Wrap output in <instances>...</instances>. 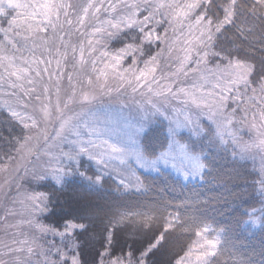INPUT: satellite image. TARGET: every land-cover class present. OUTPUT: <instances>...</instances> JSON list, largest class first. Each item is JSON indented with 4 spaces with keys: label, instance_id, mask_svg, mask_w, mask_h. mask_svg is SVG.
<instances>
[{
    "label": "snow or ice",
    "instance_id": "1",
    "mask_svg": "<svg viewBox=\"0 0 264 264\" xmlns=\"http://www.w3.org/2000/svg\"><path fill=\"white\" fill-rule=\"evenodd\" d=\"M9 10L15 15L7 27L0 26V90L6 97L0 107L20 132L4 141L7 162L0 159V174H6L0 191L10 202L0 209V232L6 237L0 239V264H209L217 242L202 231L195 232L200 239L183 256L161 259L168 255L171 233L178 227L188 230L179 215L166 214V204L105 211L89 197L114 161L134 176L129 161L159 171L161 163L171 161L176 167L179 157L178 171L185 179L201 175L209 165L194 142L181 143L184 129L190 140L224 143L227 135L235 141L238 115L245 123L250 115L256 136L240 155L259 156V194L264 198V0H0V17L9 16ZM242 17L252 24L246 30L237 27L239 43L226 47L220 37ZM163 24L173 33L179 28L181 36L187 29L182 44L168 37V29L163 35L157 32ZM102 39L123 47L101 51ZM154 43L164 47L153 53ZM23 51L30 55L24 57ZM165 56L167 70L162 66ZM128 57L131 65L123 68ZM114 94H139L153 115L168 121L159 152L150 120H137L129 135L107 113L101 119L96 106ZM172 101L180 107L170 115L166 105ZM204 116L212 126L202 125ZM81 157L94 161L97 171L88 175ZM74 177L81 181L79 188H71ZM20 179L42 187L51 183V191L20 190ZM120 185L139 191L143 182L121 178ZM61 197H66L69 215L54 224L37 219V213H47ZM261 204L264 216V199ZM124 231L139 239L121 243ZM49 234L59 237V243L48 240ZM118 244L121 255L114 254Z\"/></svg>",
    "mask_w": 264,
    "mask_h": 264
},
{
    "label": "trees",
    "instance_id": "2",
    "mask_svg": "<svg viewBox=\"0 0 264 264\" xmlns=\"http://www.w3.org/2000/svg\"><path fill=\"white\" fill-rule=\"evenodd\" d=\"M252 24L251 18H241L236 21V26L228 25L220 41L226 47H233L239 43L237 27L246 28ZM127 42V41H125ZM115 48L123 47V43L114 41ZM151 50L153 48L151 46ZM153 144L157 152L164 142L166 126L162 121L152 124ZM20 132L19 127H13L9 114L0 110V159H4L3 151L8 150L4 143ZM183 143H193L196 151L203 152L208 167L204 169L201 182L185 183L169 171L158 174L140 173V179L145 186L143 192H121L114 179L103 178L101 186L94 191L89 199L94 204H100L105 211L116 210H146L156 203L166 204V214L179 215L181 223L188 230L177 228L168 237V255L161 259L168 260L173 256L179 258L187 247L197 237L196 231L209 227L213 232L221 234V244L209 264H264V225L258 229L247 226L253 209H258L261 204L258 181L259 174L249 161L238 159L232 148L222 145L219 140L209 144L204 137L189 139L183 134ZM239 172L240 176L236 173ZM88 173H94L89 168ZM81 181L73 180L71 188H79ZM71 188L68 190L71 192ZM120 188V187H119ZM42 192L51 191V183L47 186H37ZM66 197H61L55 206L49 205V210L42 216L46 224L60 222L61 218L70 214L71 210L64 204ZM120 242L127 239H139L128 231L119 233ZM83 239V238H82ZM98 247V245H97ZM127 251V249H125ZM115 255H121L119 244L116 246Z\"/></svg>",
    "mask_w": 264,
    "mask_h": 264
},
{
    "label": "rangeland",
    "instance_id": "3",
    "mask_svg": "<svg viewBox=\"0 0 264 264\" xmlns=\"http://www.w3.org/2000/svg\"><path fill=\"white\" fill-rule=\"evenodd\" d=\"M81 2H83V0H73V3H81ZM9 12L11 14L9 16H7L6 18L0 17V26L7 27V20L11 19L12 16L15 15V13L11 12V10H9ZM165 29H168V37L170 39H177L178 38L181 44H182L185 36L187 35V29L186 28L184 29L185 36H181L179 28H177L175 33H173L172 28L169 27L168 24H163L160 27H158L157 32L160 33L161 35H163ZM0 38H2V37H0ZM72 39L75 40L76 37L73 36ZM114 41L115 40L102 39L101 45L99 46L101 48V51L106 50L110 53L116 52L120 47L119 48L113 47L112 43ZM163 47H164V44H160L159 46H157L154 43L152 45V48H153L152 52L156 53V52L160 51V48H163ZM17 55H20V53H18ZM22 55L24 57H28L30 54L27 51H23ZM97 55H98V53H97ZM138 55L139 54H137V56ZM174 55H175V53H174ZM143 59H147V56L140 58V63L138 64V67H140V68L143 67V62H142ZM161 59H162V66L164 67L165 70H167V65L169 63L167 56L162 57ZM131 62H132L131 57L126 58L123 61V65H122L123 68H128L131 65ZM210 66H211V61H210ZM206 87H210V85H206ZM129 92H130V89H129ZM5 99H6V97L3 94V90H0V104H2ZM229 103L231 104V101H229ZM96 107H97V109L102 110V111L98 112V115L101 116L102 120L105 118L104 113H107L111 118H113L114 121L118 120L120 126L123 127L125 130H127L129 135H131V129H134L137 126L136 125L137 120H140V119L150 120L151 124L156 123L157 121H162L165 124L166 129H167L168 121L163 120L161 117L153 115L152 112L148 110L150 108V106L148 104H146L145 97H142L139 94H136L135 96L123 95V96H119V97H117L114 94L111 98L104 97L103 102L101 104H98ZM166 107L169 108V114L171 115L172 114L171 110L173 108L178 109L180 106L176 101H172V103L170 105H166ZM0 110H3L8 114V112L3 107H0ZM228 110L231 111V108H229ZM180 118L183 119V117H180ZM250 120H251V116L249 115V123L242 122L239 119V115H238L237 121L234 124V127L232 129V131L235 135V138H236L235 141L233 140L232 136L226 135L224 137V140L226 142H224V143H221L220 141L219 142L222 145L231 147L233 153H235V156L238 159H240L242 161H249L250 163H252V165L254 166V168L256 169V171L259 174V180H260L262 177H261V173H260L261 161H260L259 156H256L255 160H253L251 158V155H248L247 158H245V159H241V155H240V153L242 152L244 144L250 143L252 141V139H254L256 136L255 130L250 127ZM201 123H202V125L212 126L211 121H209L206 116L201 117ZM48 131L53 132L54 129L52 127H49ZM117 131H119V128H117ZM183 134H186L189 136L188 130L184 129ZM192 138H196V137H192ZM124 139L127 140L128 137L124 136ZM114 141H115V137L113 139V142ZM181 143H183V142L181 141ZM65 150H67L66 146H65ZM12 154L15 155L14 150H12ZM3 160L5 162H7L6 157ZM81 161H82L85 168L89 169L91 167V168H93L94 172L97 171L98 166L96 165V163L94 161H89L87 159V157H81ZM174 163L176 164V167L172 166L173 162H171V161L167 165H164L163 163H161L158 166L159 171H157L156 169H151L148 167L142 168L138 164H136L134 161H129L128 166H130L132 169V172L135 173V175L133 176L131 172H127V171L123 170L126 166H122L119 164L118 161H114L113 164L110 166V168L105 171L104 178L110 177V178L114 179V181L120 187L121 192H124V193H127V192L140 193V192H143L145 190L144 185L140 188L139 191L136 190V187H130L127 190H124L123 187L120 185L121 178H124L126 183L128 181H132L134 184L136 177L140 178V176H139L140 173L158 174L161 171H169L173 175H175L177 178L182 179V181L185 183L201 182L204 170H203V173L201 175H197L195 177L190 176L188 179H185L184 176L181 174V172L178 171V169L180 168L179 157H177V159ZM113 169H115V171H113ZM23 175H24V170L21 169L20 170V176H23ZM88 175H90V174L88 173ZM5 178H6V174H0V185L4 184ZM8 178H10V177H8ZM73 180H79L80 181L79 177H74ZM18 183L21 186L20 190H27L29 192H42V191L37 190L38 185L35 182H32L31 184H29V183L25 182V180L20 179L18 181ZM258 185H259V183H258ZM100 186L101 185H99L98 187H100ZM258 188L260 189V185L258 186ZM4 189L6 191L8 189V186L5 185ZM16 191H17V183L14 182L12 184V187H11V194L14 195L16 193ZM262 199H264V198L261 197V200ZM6 204H9V206H10V202L6 201V199H5L4 192L0 191V209H3ZM261 206L258 209H256L257 211L255 212V215L250 216L247 223H246L247 226L253 230L258 229L262 225H264V216H261V213L259 211ZM19 207H20L19 205H16L17 209H19ZM44 214H41V213L36 214L37 219L40 220L42 223H44L42 220V216ZM0 215H2V212H0ZM253 221H255V223H253ZM44 224H46V223H44ZM204 229H207V231H203ZM201 231L203 232V235L206 239L214 240L217 242V247L215 249V253H217L219 246L221 244V234L218 232H213V230L209 227H205ZM5 238L6 237H4L3 233L0 232V239H5ZM47 239L48 240H55L57 243H59V237H52L49 234L47 236ZM199 239H200V237H196L192 243H194L195 241H197ZM214 256L209 257V262L211 261V259Z\"/></svg>",
    "mask_w": 264,
    "mask_h": 264
}]
</instances>
